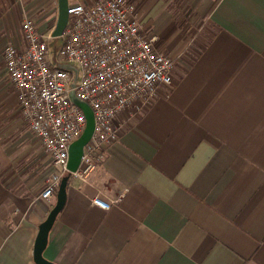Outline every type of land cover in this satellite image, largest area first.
<instances>
[{
	"label": "crops",
	"instance_id": "0c3cea01",
	"mask_svg": "<svg viewBox=\"0 0 264 264\" xmlns=\"http://www.w3.org/2000/svg\"><path fill=\"white\" fill-rule=\"evenodd\" d=\"M98 0H68L92 4ZM174 60L173 85L115 121L88 181L71 179L43 256L55 264H264V0H134ZM58 0H0V264H37L56 174L22 118L5 65L32 19L52 34ZM128 189L110 210L92 203Z\"/></svg>",
	"mask_w": 264,
	"mask_h": 264
},
{
	"label": "built area",
	"instance_id": "2783aa9c",
	"mask_svg": "<svg viewBox=\"0 0 264 264\" xmlns=\"http://www.w3.org/2000/svg\"><path fill=\"white\" fill-rule=\"evenodd\" d=\"M67 14L58 38L43 35L26 19L21 25L25 47L9 44L4 54L22 118L56 169L40 194L43 200L54 196L68 174L70 145L86 127V116L71 101V92L90 106L95 120L80 167L70 176L86 183L105 160L107 148L118 141L117 117L141 113L161 87L174 82V60L158 48L159 37L144 29L134 0L72 4ZM128 191L111 200L98 195L92 203L110 210Z\"/></svg>",
	"mask_w": 264,
	"mask_h": 264
},
{
	"label": "water",
	"instance_id": "95a60500",
	"mask_svg": "<svg viewBox=\"0 0 264 264\" xmlns=\"http://www.w3.org/2000/svg\"><path fill=\"white\" fill-rule=\"evenodd\" d=\"M58 1L59 17L56 28L52 33V37L54 38H58L63 34L69 18L67 14L69 6L68 0ZM70 99L75 105L79 106L83 110L86 116V127L81 136L70 145L67 165L68 174L65 175L60 182L57 192V202L55 206L49 212L46 220L39 226V232L34 248V260L37 264H55L46 260L43 256L44 250L46 249L48 243L49 232L54 225L57 216L64 208L66 202L67 186L69 184L71 173L77 171L80 167L82 156L84 153V147L91 140L95 129L94 115L90 106L86 102L77 99L73 92L70 93Z\"/></svg>",
	"mask_w": 264,
	"mask_h": 264
},
{
	"label": "rangeland",
	"instance_id": "374dc122",
	"mask_svg": "<svg viewBox=\"0 0 264 264\" xmlns=\"http://www.w3.org/2000/svg\"><path fill=\"white\" fill-rule=\"evenodd\" d=\"M60 42H61L60 40L55 41V43H58V44H59Z\"/></svg>",
	"mask_w": 264,
	"mask_h": 264
}]
</instances>
